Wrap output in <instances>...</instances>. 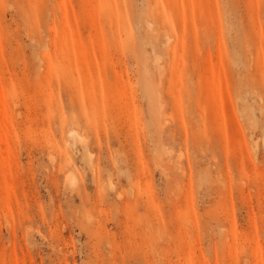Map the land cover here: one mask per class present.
Returning a JSON list of instances; mask_svg holds the SVG:
<instances>
[{"label":"rangeland","instance_id":"374dc122","mask_svg":"<svg viewBox=\"0 0 264 264\" xmlns=\"http://www.w3.org/2000/svg\"><path fill=\"white\" fill-rule=\"evenodd\" d=\"M0 264H264V0H0Z\"/></svg>","mask_w":264,"mask_h":264},{"label":"bare ground","instance_id":"6f19581e","mask_svg":"<svg viewBox=\"0 0 264 264\" xmlns=\"http://www.w3.org/2000/svg\"><path fill=\"white\" fill-rule=\"evenodd\" d=\"M73 130H74V128H73ZM79 130H77V132H78ZM78 133H76L75 131H71V135H73V136H75V135H77ZM73 138V137H72ZM70 139V138H69ZM74 141H76V139L74 140ZM78 141V140H77ZM69 142V141H68ZM86 147V146H85ZM53 156V155H52ZM90 160V159H89ZM90 162H91V160H90Z\"/></svg>","mask_w":264,"mask_h":264}]
</instances>
